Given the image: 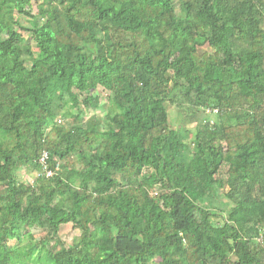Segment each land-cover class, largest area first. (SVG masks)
<instances>
[{"label": "trees", "instance_id": "trees-1", "mask_svg": "<svg viewBox=\"0 0 264 264\" xmlns=\"http://www.w3.org/2000/svg\"><path fill=\"white\" fill-rule=\"evenodd\" d=\"M263 226L264 0H0V264H264Z\"/></svg>", "mask_w": 264, "mask_h": 264}, {"label": "rangeland", "instance_id": "rangeland-1", "mask_svg": "<svg viewBox=\"0 0 264 264\" xmlns=\"http://www.w3.org/2000/svg\"><path fill=\"white\" fill-rule=\"evenodd\" d=\"M45 0H31V10L32 13H37L41 3L44 4ZM16 19L18 21V23L23 26V27H29V20L23 16H16ZM36 23L39 24L41 19L39 17H37L35 19ZM20 34L24 37L25 39V43L29 44V46L31 47V49L33 51H36V48L34 46V42L33 40H31L28 36V33L24 30H19ZM200 51H211L207 46H204L200 49ZM24 60L29 64L31 61V58L25 57ZM79 96V95H78ZM86 96H94V102L98 105L97 109H86L84 111L85 113V118L89 116V114L94 113L99 117H102L105 114V109L107 106V98H108V93L101 89V88H97L96 90H92V91H85L82 95L79 96V99L81 97H86ZM100 106V107H99ZM167 111H168V115H169V125L171 127H175L177 124L181 123V120H179V118L177 119V115L175 110L168 105H166ZM180 116V115H179ZM211 120L212 116L207 115L204 111L200 110V112L197 115V122L202 121V120ZM196 121H190V123H187V129L189 131H192ZM188 138L187 140L184 138V136H179L180 140H183L185 142H188L189 137L191 136L188 133ZM185 134V135H186ZM227 166L224 165L220 171H219V175L221 178L225 177V172H226ZM20 174V179L22 180H28V179H32L36 174L35 173H31V174H25L23 171L19 172ZM225 189H220V190H216V194L212 195V194H208L205 198V204L207 205V207L211 210H213L215 213L220 214L222 216L226 215V213L228 212L229 209V204L227 203V201L225 200L223 194H224ZM221 218L220 216L213 218V220L216 223H220L221 222ZM78 231H76L75 229L72 228L71 224H67L64 225L62 227H60L58 233H57V239L60 240L61 242L65 243V244H71L73 242V240L78 236ZM12 243V241L10 242ZM260 243V242H259ZM262 246V245H261ZM157 259H154L150 264H156Z\"/></svg>", "mask_w": 264, "mask_h": 264}, {"label": "built area", "instance_id": "built-area-1", "mask_svg": "<svg viewBox=\"0 0 264 264\" xmlns=\"http://www.w3.org/2000/svg\"><path fill=\"white\" fill-rule=\"evenodd\" d=\"M204 112H205L206 114H210V113H216L217 110H216V109H208V108H206V109H204ZM49 129H50V127H49L47 130H49ZM47 158H48L47 153H46V152H43V153L41 154L40 158H39V164L41 165L42 170L45 172L46 176H51L52 172L49 171V170L47 169V166H46Z\"/></svg>", "mask_w": 264, "mask_h": 264}, {"label": "crops", "instance_id": "crops-1", "mask_svg": "<svg viewBox=\"0 0 264 264\" xmlns=\"http://www.w3.org/2000/svg\"><path fill=\"white\" fill-rule=\"evenodd\" d=\"M256 242H260L259 244H260V246L262 245V246H264V226H263V228H262V231H261V237L260 238H258L257 240H256Z\"/></svg>", "mask_w": 264, "mask_h": 264}, {"label": "bare ground", "instance_id": "bare-ground-1", "mask_svg": "<svg viewBox=\"0 0 264 264\" xmlns=\"http://www.w3.org/2000/svg\"><path fill=\"white\" fill-rule=\"evenodd\" d=\"M47 163V162H46ZM48 166V165H47Z\"/></svg>", "mask_w": 264, "mask_h": 264}]
</instances>
